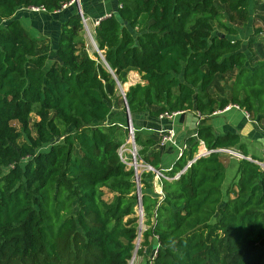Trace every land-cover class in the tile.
<instances>
[{"label": "trees", "instance_id": "trees-1", "mask_svg": "<svg viewBox=\"0 0 264 264\" xmlns=\"http://www.w3.org/2000/svg\"><path fill=\"white\" fill-rule=\"evenodd\" d=\"M68 2L0 0V264H128L139 230L136 172L119 153L127 125L106 121L113 74L124 85L131 71L142 80L125 92L133 119L203 115L169 170L160 150L149 153L156 142L135 130L138 162L165 176L160 199L155 172L140 174L146 264H264L263 170L239 133L219 135L208 123L229 104L264 120V58L247 66L236 25L249 22L250 0H121L95 28L105 61L85 49L79 12L61 26L52 58L16 18L20 8L54 12ZM229 74L230 95L213 94ZM200 141L210 153L197 158ZM221 149L244 155L233 197L223 190Z\"/></svg>", "mask_w": 264, "mask_h": 264}, {"label": "crops", "instance_id": "crops-1", "mask_svg": "<svg viewBox=\"0 0 264 264\" xmlns=\"http://www.w3.org/2000/svg\"><path fill=\"white\" fill-rule=\"evenodd\" d=\"M80 5L84 16L88 20L89 29L95 32L96 27L94 22L116 14L122 3L121 0H80ZM249 10L251 16L249 22H253V25H255V22H261L260 19H264V0H250ZM75 12H78V6L76 5L63 6L61 10L54 12H31L25 7L17 11L16 18L20 20L23 27L32 37L40 42L49 44L50 50L48 55L52 58L54 56L53 52L58 44L61 26ZM257 28L261 27L259 26ZM84 36L85 34L82 32L81 37H83V40L85 39ZM85 49L90 54V50L86 46ZM124 108L125 102H123L118 110L123 112ZM183 111V113L176 115L172 120L164 121L156 117L148 116L147 114H137L134 119L132 116L133 127L141 133L143 140L150 138L156 142L153 148L151 147L149 149V153L156 149L163 153L162 167L164 170L171 168L173 163L178 159L179 154L188 147L187 138L196 136L197 134L199 125L198 111L194 108ZM208 123L211 124L214 132L219 135L227 132L239 133L241 135V142L246 145L249 154L247 158L253 159L252 156H254L256 161L264 163V120L258 121L253 115H251V119H248L243 109L231 108L220 114H213ZM162 129H173L175 134L173 141H169L163 147L160 145V130ZM230 150L243 155L238 149ZM207 151L208 148L205 143L200 141L198 155H205ZM230 157L232 160L229 161L230 164L228 166H231L233 172L231 171L232 173H229V168L226 169L228 182L225 183L223 190L227 192L230 189V196L233 197L236 191L234 183L238 180L237 160L240 157H237L235 154H230ZM150 241L153 245L156 243L154 239ZM141 247L143 249V253L141 254L143 257L138 254L136 262L137 264H146L150 257H144L153 255L152 248L147 246L143 247L142 245Z\"/></svg>", "mask_w": 264, "mask_h": 264}, {"label": "rangeland", "instance_id": "rangeland-1", "mask_svg": "<svg viewBox=\"0 0 264 264\" xmlns=\"http://www.w3.org/2000/svg\"><path fill=\"white\" fill-rule=\"evenodd\" d=\"M261 22H255V25H253V22H248V24H236L237 27L239 28V35L238 37L241 38L243 40V50L246 51V53L249 56V61L247 63V66H249L250 68H254L256 67V65H258V62L264 58V19H260ZM261 27V28H257V27ZM259 30V31H258ZM84 43L85 46L88 48V50H90V54L93 57V54L97 52V48L95 46V43L93 42V40L91 39V37L89 36L88 32H86V30L84 29ZM235 38V37H232ZM250 39L254 40L253 42H250ZM98 53V52H97ZM99 54V53H98ZM103 54V52H102ZM53 55L54 52H53ZM103 56V55H102ZM101 55H99L100 59L103 60ZM98 59V58H95ZM232 76L233 74H229L226 75L224 77L218 78L217 83H215L212 86L213 89V94L217 95L218 97H222V96H229L230 95V91H231V83H232ZM127 79L128 82L125 83L124 85L120 83L118 77L117 80L119 81L120 84L117 83V87H115V91H114V97L112 99V111L114 112L113 115H111V117L106 121L109 122L111 120H115L117 122H123L127 125V115L126 113H120L117 112V108L114 107V105H118L119 107L122 106V102L124 101V97H123V91H127L129 88V85L131 84H135L137 82H142L141 80V76L137 71H131L127 74ZM122 87L124 90H122ZM119 115H121V117H119ZM33 119H36V117L33 115L32 116ZM145 140V139H144ZM146 141V140H145ZM123 150H119L122 153V157H123V161H128L127 162V166L130 167L133 165L134 163V159H133V154H132V138L129 135L125 144H123L122 146ZM140 146H137V152L140 149ZM223 158L225 161V165H227L226 167L229 168V173H232L233 171L231 170V166H228L230 164L229 161H231V157L230 154H228V152H224L223 153ZM138 171L142 172L144 170L147 169V165L144 161H140L138 162ZM148 170V169H147ZM232 171V172H231ZM232 175V174H231ZM157 182V181H156ZM106 198H111L110 194L106 195ZM145 216H144V222H145ZM144 227H146V225L144 224ZM142 240L140 239L138 241V238L135 241V246L137 247V244L140 243L142 245ZM133 251V255L131 259H134L136 256H141L143 257V255H141L143 252H139L141 249H137ZM151 256L148 257H144V258H149ZM130 259V260H131ZM129 260V261H130ZM129 263V262H128ZM137 264V262H136Z\"/></svg>", "mask_w": 264, "mask_h": 264}, {"label": "built area", "instance_id": "built-area-1", "mask_svg": "<svg viewBox=\"0 0 264 264\" xmlns=\"http://www.w3.org/2000/svg\"><path fill=\"white\" fill-rule=\"evenodd\" d=\"M70 5H76V6H78V12L80 13V15L82 17V22L84 24V29L86 30V32H88V34L91 37V39H94V33L95 32L91 31L89 29V27H88V20L86 19V17L83 14V11H82V8H81V5H80V0H70V2H68L67 4H64L63 6L66 7V6H70ZM27 10H29L31 12H40V11H45L46 12L47 11L44 6H35V5H32V6L27 7ZM99 23H100V20H96L94 22L95 27L98 26ZM231 108L241 109L240 106L237 105V104H229L224 109L217 110L213 114H220V113L225 112V111H227V110H229ZM183 112L184 111L164 112V113H162V114L159 115V119L161 121H164V120H172L176 115H178L180 113H183ZM244 114H245L246 118L251 119V114L250 113H248L247 111H244ZM197 116H198L199 122H200V120L203 118V115L198 111L197 112ZM132 132L135 134V129ZM160 133H161L160 145L162 147L165 146L169 141H173V138L175 136L173 129H162V130H160ZM129 135H130V129H129ZM119 150H123L122 146H121V148ZM219 151L220 152H223V153L224 152H228L229 154H235L237 157L244 158L243 155H240L238 153H235L234 151H232L230 149H221ZM182 152L179 154V156L182 155ZM119 153H120V156L122 157V153L120 151H119ZM209 153H210V151L208 150L205 155H207ZM122 159H123V157H122ZM249 159L250 160H253L251 158H249ZM253 161H255L256 163H258L261 166V168L263 170V173H264V163L263 162L256 161V160H253ZM190 165H191V162L188 163L187 167L190 166ZM146 167H147L148 171L155 172L157 182L154 184V188H155V191L160 195V199H162L163 191H162L161 185L159 184V180L162 177H165V176L160 171H155L154 168L151 169L150 165L149 166H146ZM177 177H178V175L175 178H177ZM137 213H138V215L140 217L141 211H140V209L138 207H137ZM142 215H143V217L145 216L144 210H143ZM146 229L147 228L144 227V224L141 226V228H139V230H138V236H137L138 237V241L140 239H143V232ZM140 248H141V244L138 243L137 244V247H136V250L137 249L139 250ZM155 254H156V251H155ZM136 258H137V256L134 259H131L128 264H135Z\"/></svg>", "mask_w": 264, "mask_h": 264}, {"label": "water", "instance_id": "water-1", "mask_svg": "<svg viewBox=\"0 0 264 264\" xmlns=\"http://www.w3.org/2000/svg\"><path fill=\"white\" fill-rule=\"evenodd\" d=\"M223 36H224V35H223ZM92 40H93V42L95 43V46H96V48H97V52L99 53V55L102 56L103 54H102V52L99 50L96 41H95L94 39H92ZM102 58H103V61H105V57H104V55L102 56ZM113 75H114V78L117 80V76H116L115 74H113ZM117 83L120 84L118 80H117ZM131 85H132V84H131ZM122 90H124L123 87H122ZM122 93H123V97H124V101H125V107H126V112H127V128L130 129V136H131V138H132V150H133V151H132V154H133V159H134V163H133L132 167L134 168V170H135V172H136L137 194H138V206H137V207H138V208L140 209V211H141V214H140V217H139V228H141V226L144 224V217H143V215H142L144 208H143V203H142V190H141V183H140V179H141L140 174H141V172L138 171V165H139V164H138V161H137V145H136V141H135V135H134V133L132 132V131L134 130L133 122H132V115H131V112H130L129 107H128V103H127V100H126V94H125V91H123ZM200 156H202V154H201V155H198L197 158L200 157ZM124 162H126V161H124ZM147 166H149V165H147ZM150 167H151V169H153L152 166H150ZM185 169H186V168H184V169L178 174V176H179L181 173H183V172L185 171ZM155 171H158V170L155 169ZM137 238H138V237H137Z\"/></svg>", "mask_w": 264, "mask_h": 264}]
</instances>
